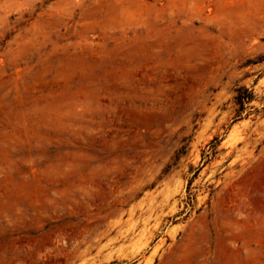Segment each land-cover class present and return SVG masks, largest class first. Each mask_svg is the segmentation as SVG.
Returning <instances> with one entry per match:
<instances>
[{"label":"rangeland","instance_id":"1","mask_svg":"<svg viewBox=\"0 0 264 264\" xmlns=\"http://www.w3.org/2000/svg\"><path fill=\"white\" fill-rule=\"evenodd\" d=\"M263 55L264 0H0V264H264Z\"/></svg>","mask_w":264,"mask_h":264},{"label":"trees","instance_id":"2","mask_svg":"<svg viewBox=\"0 0 264 264\" xmlns=\"http://www.w3.org/2000/svg\"><path fill=\"white\" fill-rule=\"evenodd\" d=\"M264 62V55L257 61L253 62V64L256 63H262ZM238 96L236 98L237 104L239 105V111H241L244 108V105L249 101L251 94L246 89H238ZM218 142L217 138H214L211 142L210 149L213 150L215 144Z\"/></svg>","mask_w":264,"mask_h":264}]
</instances>
